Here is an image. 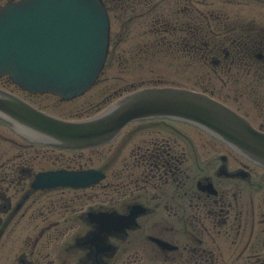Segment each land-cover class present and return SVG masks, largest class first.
<instances>
[{
    "label": "flooded vegetation",
    "instance_id": "obj_1",
    "mask_svg": "<svg viewBox=\"0 0 264 264\" xmlns=\"http://www.w3.org/2000/svg\"><path fill=\"white\" fill-rule=\"evenodd\" d=\"M125 4L142 9L139 51L173 57L171 73L154 80L207 93L264 132V0ZM107 147L100 183L37 189L39 172L83 169V151L31 144L0 126V264H264L263 168L169 119L132 123ZM101 212L113 220L99 248L83 237L105 231L92 217Z\"/></svg>",
    "mask_w": 264,
    "mask_h": 264
},
{
    "label": "water",
    "instance_id": "obj_2",
    "mask_svg": "<svg viewBox=\"0 0 264 264\" xmlns=\"http://www.w3.org/2000/svg\"><path fill=\"white\" fill-rule=\"evenodd\" d=\"M6 8L11 10L0 16V75L9 74L31 92H52L64 99L92 86L108 51L109 19L100 0H27L22 7ZM155 117L194 124L264 167V134L202 94L144 89L93 118L66 121L0 89L1 122L33 142L67 150L107 144L129 122ZM99 177L95 172H60L43 176L42 182L86 186Z\"/></svg>",
    "mask_w": 264,
    "mask_h": 264
},
{
    "label": "rangeland",
    "instance_id": "obj_3",
    "mask_svg": "<svg viewBox=\"0 0 264 264\" xmlns=\"http://www.w3.org/2000/svg\"><path fill=\"white\" fill-rule=\"evenodd\" d=\"M259 5H262V4H259ZM108 7L110 10L109 13H110L111 33H112L113 40L119 41V39H121L120 41L123 42V40L127 37L126 31L128 30V28L124 25V23L128 20L129 16H128V14L122 13L121 9H123V8H120L121 4H119V3H118V5L117 4H109ZM228 10L230 12H232L233 9L230 8ZM132 23H133L132 24L133 31L135 33L140 32V30L142 28L140 26L141 18H134ZM136 41L142 42V39H136ZM126 48H127V43L124 41L122 44H120L119 49H121V51H122L123 49H126ZM121 56L122 57L124 56L123 53H121ZM117 57H118V55L113 56V63L110 62L111 65H109L108 71L104 75V78L108 77V80L103 81L99 85V87L92 90L84 98H82L76 102L70 103L68 105H61L59 103V101L57 100V98H52L49 96L34 97L33 101L40 104L42 107L48 106V109H49L48 111H50L51 113L56 114V115L74 114L78 110H80L82 107L85 110H87L86 109L87 100L92 95H97V93L99 95L102 87L106 86L109 88L113 85L125 86L126 84L128 85L129 82L133 78H137L138 76H140L141 80L149 81L151 77L155 78L156 75H158L162 72H166L165 70H170V68L167 69L166 65H169L170 67L174 68L172 55L165 54L163 56H159L158 54H155L153 56L148 57L149 62H144L143 68H141L139 66L140 62H137L136 66H135L136 72H131L129 74L125 71V62L122 60L116 61ZM149 70H151L153 74H151ZM152 81H154V79H152ZM0 83H2V80L0 81ZM97 96H95V97H97ZM92 157H93V155H92L91 151L85 152V160H89V159L94 160L95 161V167L99 166L100 163H98V161L96 162V158L93 159ZM102 157L103 156L101 155V158ZM97 159H98V157H97ZM100 160L103 161V159H100ZM90 165H94V164H90Z\"/></svg>",
    "mask_w": 264,
    "mask_h": 264
},
{
    "label": "bare ground",
    "instance_id": "obj_4",
    "mask_svg": "<svg viewBox=\"0 0 264 264\" xmlns=\"http://www.w3.org/2000/svg\"><path fill=\"white\" fill-rule=\"evenodd\" d=\"M123 218H126V216H122L121 219L119 218V215L116 217V219L112 222L113 224L115 223L116 226H119V227H123L124 224H128V222H126L125 220L126 219H123ZM100 226H105L104 230L107 229V226L109 225V223H99ZM98 229V228H96ZM114 231V229H113ZM112 231V232H113ZM96 232V235H94V237H90V235H87V236H84L83 237V240L84 241H87V242H90L91 241V244L94 245L96 242L98 243L99 245V248L100 246H103L104 244H102L105 239L104 237H106L107 234H109V232L107 230H105L104 232L102 231H95Z\"/></svg>",
    "mask_w": 264,
    "mask_h": 264
}]
</instances>
